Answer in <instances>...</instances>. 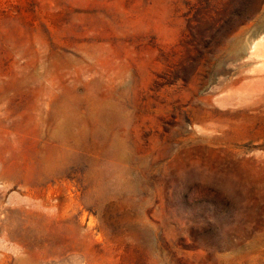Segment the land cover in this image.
Returning <instances> with one entry per match:
<instances>
[{
    "label": "rangeland",
    "instance_id": "rangeland-1",
    "mask_svg": "<svg viewBox=\"0 0 264 264\" xmlns=\"http://www.w3.org/2000/svg\"><path fill=\"white\" fill-rule=\"evenodd\" d=\"M0 264H264V0H0Z\"/></svg>",
    "mask_w": 264,
    "mask_h": 264
}]
</instances>
